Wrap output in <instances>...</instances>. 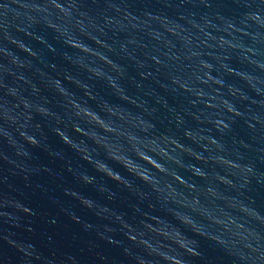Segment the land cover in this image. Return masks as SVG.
I'll use <instances>...</instances> for the list:
<instances>
[{
	"label": "water",
	"instance_id": "obj_1",
	"mask_svg": "<svg viewBox=\"0 0 264 264\" xmlns=\"http://www.w3.org/2000/svg\"><path fill=\"white\" fill-rule=\"evenodd\" d=\"M0 264H264V0H0Z\"/></svg>",
	"mask_w": 264,
	"mask_h": 264
}]
</instances>
